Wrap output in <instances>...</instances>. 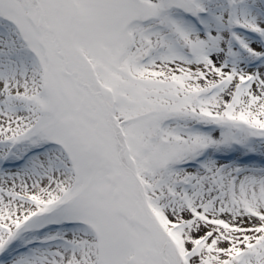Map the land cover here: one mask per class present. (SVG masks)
<instances>
[{"label":"snow or ice","instance_id":"snow-or-ice-1","mask_svg":"<svg viewBox=\"0 0 264 264\" xmlns=\"http://www.w3.org/2000/svg\"><path fill=\"white\" fill-rule=\"evenodd\" d=\"M0 264H264V0H0Z\"/></svg>","mask_w":264,"mask_h":264},{"label":"bare ground","instance_id":"bare-ground-1","mask_svg":"<svg viewBox=\"0 0 264 264\" xmlns=\"http://www.w3.org/2000/svg\"><path fill=\"white\" fill-rule=\"evenodd\" d=\"M255 47V45H253Z\"/></svg>","mask_w":264,"mask_h":264}]
</instances>
